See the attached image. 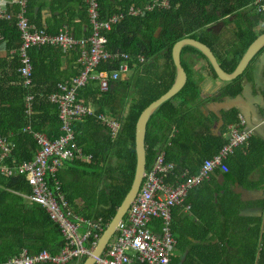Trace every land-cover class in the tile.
<instances>
[{
    "label": "trees",
    "instance_id": "16d2710c",
    "mask_svg": "<svg viewBox=\"0 0 264 264\" xmlns=\"http://www.w3.org/2000/svg\"><path fill=\"white\" fill-rule=\"evenodd\" d=\"M98 1L101 19L114 12L122 13L121 19L104 32L107 40L105 47L110 52L126 53L129 57V70L125 77L109 81L106 91L100 90L96 80L88 79L77 90L76 97L88 105L96 115L110 114L118 119L120 128L118 133L111 137L109 129L95 117L86 116L74 122V143L80 148L81 158L64 163L57 178L69 208L89 219L100 218L104 230L132 181L136 119L139 113L163 95L174 81L175 66L171 54L174 43L181 38H192L212 48V44L206 39L209 36L206 27L217 19L227 17L237 4L235 0H168V6L165 8L156 7L142 15L133 16L126 13L128 6L140 5L147 0ZM252 2L253 0H242L238 4L252 5ZM26 7L28 21L36 27H45L48 33L55 34L66 28L70 35L78 39L91 33L85 0H29ZM11 10L12 16L9 19H0V53L5 52L0 55V135L14 143L13 151L4 163L8 167L33 158L36 149L33 133L44 134L50 140L61 135L57 107L48 97L56 91L57 84L69 82L76 77L80 68L77 63L79 48L63 52L49 44L32 47L28 51L31 86L25 88L18 72L21 62L16 53L20 46L15 17L18 8L13 6ZM43 12H47L48 16L44 18ZM254 18L262 20L263 14L257 12ZM238 30L235 33L238 44L231 53V58L220 60L218 64L226 73L233 70L248 44L257 35L252 28L239 27ZM262 32L264 27L259 34ZM184 51L202 57L190 46L182 47L181 52ZM140 57L141 63L138 62ZM117 63L115 60L101 62L94 72L109 73L117 68ZM208 69L215 78L209 64ZM239 80L240 77L235 78L228 87L234 91L238 90ZM28 94L33 96L30 117L26 114L25 103ZM197 97L195 84L187 79L182 89L151 115L146 124L143 141L146 157L144 170L152 166L162 148H165V160L175 165L172 174L177 176L185 171L187 175H192L193 171L188 170L187 165L196 173L205 158L218 152L223 143L219 137H209L211 139L206 140L209 138L195 136L194 143L184 125L178 129L174 138L167 137L170 126L175 124L179 127L183 120L187 121L189 111L182 112L183 108L194 102ZM235 118L236 113L233 111L226 123H233ZM186 125L190 127L188 123ZM196 147L198 149L195 160H187L186 155L177 153L186 154L188 148ZM248 151L249 148L245 155L239 157L242 161L248 159ZM86 158L90 160L87 162ZM237 159L232 158L234 165ZM226 163L228 167L233 165L227 158ZM166 181L174 182V179L168 175ZM28 193L30 187L24 177L13 174L4 177L0 174V263L17 256L22 248L30 253L45 249L55 254L64 244L59 225L49 218L42 206L26 199L24 194ZM184 228V225L179 228L174 224L171 226L176 240L172 264H224V261H220L215 245L213 247V243L205 239V233L192 235ZM191 228L194 230L192 225ZM243 259H246L248 264H254L255 254L249 252L247 256L246 252ZM84 260H74L69 264H82Z\"/></svg>",
    "mask_w": 264,
    "mask_h": 264
},
{
    "label": "built area",
    "instance_id": "2783aa9c",
    "mask_svg": "<svg viewBox=\"0 0 264 264\" xmlns=\"http://www.w3.org/2000/svg\"><path fill=\"white\" fill-rule=\"evenodd\" d=\"M28 1L0 0V19H9L12 16L11 7L18 8L15 17L20 34V46L16 53L21 62L18 72L22 77L23 86L25 88L31 86L28 51L32 47L49 44V46L60 48L59 50L63 52L79 48L77 63L80 64V68L76 77L69 82L57 84L56 91L48 97L49 101L57 107L61 135L50 140L44 134L33 133L36 146L33 158L14 167L4 164L9 153L13 151L14 143L0 135V174L4 177H10L12 174L24 177L30 187V193L24 196L29 201L42 206L49 218L59 225L64 244L55 254L45 249L30 253L22 248L17 256L10 257L0 264H69L74 260L79 261L91 256L103 232V223L100 218L89 219L69 208L57 178L64 163L81 158L80 148L74 143L72 125L86 116H92L109 129L111 137H114L120 128V123L115 117L110 114L96 115L88 105L77 100V90L88 79H92L98 82L100 90L106 91L109 81H116L127 74L129 57L126 53L110 52L105 47L107 40L104 32L121 19V12H114L101 19L99 1L85 0L91 33L87 37L78 39L70 35L66 28L51 34L45 27H36L29 22L26 15ZM251 4L256 12L264 16V0H253ZM167 6L168 0H147L140 5H129L126 13L133 16L142 15L156 7ZM112 60L118 61L115 70L109 73L94 72L98 64ZM138 62H142L141 57ZM32 99L31 94L25 98L28 117L32 114ZM243 127V119L237 115L235 123L227 126V140L218 153L204 160L196 175L183 177L180 181H177L172 174L175 165L166 161L165 153L160 151L152 166L144 170L139 189L117 223L113 239H110L99 256L95 257L93 264H135L136 262L172 264L175 239L171 232V210L182 205L188 190L207 180L212 171L219 169L221 172H227L224 160L235 148L246 145L251 135ZM89 160L90 158L85 159L87 162ZM168 175L174 179V182L166 181ZM154 219L159 220L161 224L159 232H155L150 226V222Z\"/></svg>",
    "mask_w": 264,
    "mask_h": 264
},
{
    "label": "crops",
    "instance_id": "0c3cea01",
    "mask_svg": "<svg viewBox=\"0 0 264 264\" xmlns=\"http://www.w3.org/2000/svg\"><path fill=\"white\" fill-rule=\"evenodd\" d=\"M235 2L236 8L230 11L227 17L217 19L206 27L209 34L206 39L212 44L213 49L208 48L218 64L220 60L226 61L231 58V53L238 44L235 33L239 31V27L252 28L257 35L264 27V16L262 20L254 18L257 13L253 9L254 6L238 4L242 0ZM43 15L45 18L48 13L43 12ZM4 53L1 51L0 55ZM260 56L263 59L258 61ZM61 63L64 65L63 60ZM180 63L185 72V81L189 79L195 84L198 97L183 108L182 112L189 111L187 121L183 120L179 127L175 124L170 126L168 139L174 138L178 129L184 125L193 141L195 136L219 137L223 145L227 140V126L236 121L235 118L233 123H226L233 111L236 116H241L244 122L243 129L249 131L251 135L246 145L235 148L231 156L226 157L230 164H233L232 158H238L235 165L228 167L226 159L224 160L227 172L215 169L207 180L188 190L184 203L171 210V226L174 224L179 228L184 225L187 232L190 231L192 235L205 233V239L211 241L213 247L215 245L219 251L220 261H224V264H248V261L243 259L246 252L247 256L249 252L255 254L254 264H264V47L255 53L242 73L236 77H240L239 88L236 91L228 87L235 78L225 82L218 80L216 76L212 77L208 69L209 63L203 55L201 57L190 51L180 50ZM186 139L188 140V137ZM247 148L249 157L242 161L239 157L246 154ZM197 149L198 147L188 148L186 154L177 153L186 155L187 160H195ZM161 151L165 153V148ZM187 169L193 171L192 175L198 172L197 169L195 173L190 165H187ZM192 175H187L185 171L180 176L175 175V178L179 181ZM160 225L157 219L150 222L155 232L160 231ZM172 236L175 239L173 234Z\"/></svg>",
    "mask_w": 264,
    "mask_h": 264
},
{
    "label": "water",
    "instance_id": "95a60500",
    "mask_svg": "<svg viewBox=\"0 0 264 264\" xmlns=\"http://www.w3.org/2000/svg\"><path fill=\"white\" fill-rule=\"evenodd\" d=\"M184 46H190L196 49L199 53L203 55L206 61L209 63L213 73L216 78L221 81L228 82L233 80L238 75L242 73L249 61L255 56V53L264 47V32L257 35L255 39L248 44L245 52L240 58L239 62L236 64L231 73L224 72L218 65L214 55L211 50L205 46L204 43H201L192 38H181L174 43L172 48V61L175 66V78L170 86V88L161 95L158 99L151 102L146 108H144L138 115L135 126H134V156L135 164L131 184L125 196L123 197L121 203L115 209L112 219L109 221L106 228L103 230L97 245L93 249L91 256L87 257L82 264H93L95 257L99 256L102 250L105 248L106 244L110 239L114 237V231L117 226V223L120 221L124 215L127 207L133 201L144 172V164H146V157H144V134H146V124L155 112V110L162 105L165 101L177 94L185 83V72L180 63V50ZM263 58L261 56L258 58V61H261Z\"/></svg>",
    "mask_w": 264,
    "mask_h": 264
},
{
    "label": "rangeland",
    "instance_id": "374dc122",
    "mask_svg": "<svg viewBox=\"0 0 264 264\" xmlns=\"http://www.w3.org/2000/svg\"><path fill=\"white\" fill-rule=\"evenodd\" d=\"M126 75H124L123 77H125Z\"/></svg>",
    "mask_w": 264,
    "mask_h": 264
}]
</instances>
